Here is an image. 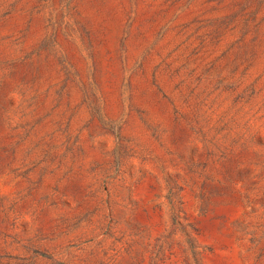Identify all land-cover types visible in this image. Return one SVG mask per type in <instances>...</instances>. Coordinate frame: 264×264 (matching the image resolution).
I'll list each match as a JSON object with an SVG mask.
<instances>
[{
	"label": "rangeland",
	"instance_id": "rangeland-1",
	"mask_svg": "<svg viewBox=\"0 0 264 264\" xmlns=\"http://www.w3.org/2000/svg\"><path fill=\"white\" fill-rule=\"evenodd\" d=\"M0 264H264V0H0Z\"/></svg>",
	"mask_w": 264,
	"mask_h": 264
}]
</instances>
